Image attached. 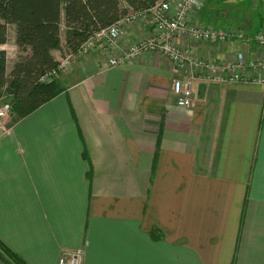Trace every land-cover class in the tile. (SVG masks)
Instances as JSON below:
<instances>
[{
    "label": "crops",
    "instance_id": "0c3cea01",
    "mask_svg": "<svg viewBox=\"0 0 264 264\" xmlns=\"http://www.w3.org/2000/svg\"><path fill=\"white\" fill-rule=\"evenodd\" d=\"M220 2L205 0L193 21L227 18ZM240 19L249 24L225 20ZM150 28H127L122 44ZM15 37L9 26L0 45L8 71ZM180 43L216 62L264 56L242 42ZM75 62L62 94L0 132V242L26 264L78 251L81 264H264V87L196 81L183 108L172 84L186 74L159 53Z\"/></svg>",
    "mask_w": 264,
    "mask_h": 264
},
{
    "label": "built area",
    "instance_id": "2783aa9c",
    "mask_svg": "<svg viewBox=\"0 0 264 264\" xmlns=\"http://www.w3.org/2000/svg\"><path fill=\"white\" fill-rule=\"evenodd\" d=\"M205 0H160L144 11H132L108 28L101 29L88 37L73 53L58 60V70L44 76L42 81H49L59 69L70 66L74 56L84 57L99 48L106 55L107 67L115 68L140 59L143 55L155 52L163 55L174 66L186 74L175 79L172 91L179 107L193 106V85L196 81H206L221 85L256 84L264 87V56L249 60L244 52H238L231 59L216 62L196 57L191 49L181 45L187 37L197 42L228 45L242 42L264 50V30L254 35L246 34L240 28L221 29L197 24L193 21L196 10ZM149 19L150 31L147 36L125 48L121 47L122 31L128 26ZM12 112V103L8 95H0V132H7V121ZM65 255L64 257H66ZM79 258L62 259L60 264H79Z\"/></svg>",
    "mask_w": 264,
    "mask_h": 264
},
{
    "label": "trees",
    "instance_id": "16d2710c",
    "mask_svg": "<svg viewBox=\"0 0 264 264\" xmlns=\"http://www.w3.org/2000/svg\"><path fill=\"white\" fill-rule=\"evenodd\" d=\"M160 0H0V45L15 26L19 56L8 71L7 52L0 50V95L9 96L12 114L24 119L64 92L54 76L58 70L53 51L62 49L65 29L69 51L75 52L95 32L108 28L132 11H144ZM7 264H26L0 242ZM3 255V254H2Z\"/></svg>",
    "mask_w": 264,
    "mask_h": 264
},
{
    "label": "rangeland",
    "instance_id": "374dc122",
    "mask_svg": "<svg viewBox=\"0 0 264 264\" xmlns=\"http://www.w3.org/2000/svg\"><path fill=\"white\" fill-rule=\"evenodd\" d=\"M224 2H220L219 3V6H218V10L220 12L218 13H224L227 18H230L232 16L234 17H238V18H241V17H244V18H249L250 17V21H249V24H245L243 22H241V19L239 21V25L237 26V29L240 28L242 31H244L246 34H249V35H254L256 32L258 31H263L264 29V12H262L261 10L257 9L254 5V3H252L253 0H223ZM213 6H215V4H213ZM223 8V9H222ZM251 9V10H250ZM248 16V17H246ZM227 18H224L223 20H220L218 22H216V24L214 23H211V25L213 26H217V28H222V29H229L228 28V22L225 20ZM149 19H145V20H142L141 22H137L135 24H132L131 26H128L127 28H135L137 26V24H141L143 22H147L149 24ZM126 28V29H127ZM125 30L122 31V36H121V47L122 48H125L127 46H124L122 44V37H123V34L125 33ZM148 33H146L144 36L146 37ZM144 36H140V38L134 40V41H131L129 42L130 44L131 43H134L138 40H141ZM61 39H62V49H61V56H60V60L65 57L66 55H73V53H70V51L68 50V47H67V44H66V38H65V29L62 30V33H61ZM128 43V44H129ZM129 44V45H130ZM11 51V49H9V52ZM72 52V51H71ZM96 52H99L102 53L100 51L99 48L95 49V51H92L91 53H88L86 56L84 57H87V56H90ZM11 54V52H10ZM103 54V53H102ZM63 55V56H62ZM19 56V55H18ZM103 56L106 57L105 54H103ZM84 57H81V58H84ZM77 59V56H74L72 58V62L70 63V66L68 68H66L65 70L64 69H59L60 71H58V73L56 74V78L57 76L59 75H62L60 79H58L60 82H61V86L62 88L65 90V83H67L70 79H69V75L71 73H73L74 69H75V61ZM59 60V59H58ZM72 77V76H71ZM55 78V76H54ZM50 81V80H49ZM49 81H45V82H49ZM43 82V81H42ZM10 119L13 120L15 119V116L12 114H10ZM9 120V119H8ZM7 128V126H6ZM65 255H67L66 257H64ZM72 256H75L76 257H80L79 258V264H81V257H82V253L81 252H66V253H63L59 259V264L61 262L62 259H69L71 260Z\"/></svg>",
    "mask_w": 264,
    "mask_h": 264
}]
</instances>
